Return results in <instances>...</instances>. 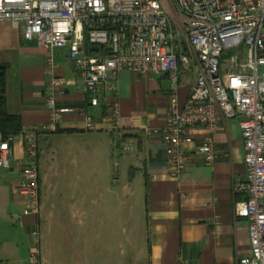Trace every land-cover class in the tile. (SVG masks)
<instances>
[{
	"label": "crops",
	"instance_id": "0c3cea01",
	"mask_svg": "<svg viewBox=\"0 0 264 264\" xmlns=\"http://www.w3.org/2000/svg\"><path fill=\"white\" fill-rule=\"evenodd\" d=\"M0 64L7 66V113L19 117L21 129H38V152L42 140L70 141L72 147L66 153L74 158L75 165L73 185L65 182L66 170L53 173L60 180L53 184L50 167L43 173L39 169L41 213L37 218L24 216L23 199L12 192L25 162L23 142L19 134L14 136L10 168L0 172V264H30L32 233L37 227L41 264H53L49 254L53 251L54 223L61 227L66 209L68 214L82 217L78 234L83 231L90 237L91 207L97 203L98 188L109 194L104 199L109 205L119 191L121 204L125 199L126 205H133L136 196L142 223L140 248L136 249L139 264H236L248 254L247 221L233 215L234 205L243 196L237 186L246 179L235 119L222 120L214 132L205 126L188 129L195 143L210 138L217 157L208 164L189 146L186 170L172 178L160 139L144 131L146 125L158 128L165 124L168 91L162 83L166 77L121 71L112 82L113 88L104 92L97 107H92L67 49L49 50L35 40H25L19 27L4 20L0 21ZM194 73L193 67L179 69L180 104L187 97ZM53 79L61 82L53 93L55 106L67 112L55 129L48 131L44 127L52 113L46 105V88ZM114 104L120 111L116 122L106 120ZM87 118L92 120L93 130L84 128ZM72 186L78 194L65 200L66 190ZM129 259L127 256L126 264Z\"/></svg>",
	"mask_w": 264,
	"mask_h": 264
},
{
	"label": "built area",
	"instance_id": "2783aa9c",
	"mask_svg": "<svg viewBox=\"0 0 264 264\" xmlns=\"http://www.w3.org/2000/svg\"><path fill=\"white\" fill-rule=\"evenodd\" d=\"M21 29L23 39L45 49L65 48L83 82L88 105L112 89L121 71L166 77L168 110L163 127L145 126L157 136L167 157L168 174L177 178L187 168L188 147L204 161L217 157L214 143H195L188 129L217 131L222 120L237 121L246 179L237 186L243 196L235 218L247 221L249 252L236 264H264V0H0V21ZM195 69L183 103L178 100L179 69ZM61 82L47 85L52 113L44 130H54L67 109L57 108L53 93ZM114 104L106 120L116 122ZM84 128L93 130L90 118ZM38 129L22 128L25 162L13 194L23 199L24 216L40 215ZM14 136L0 134V172L10 168ZM30 264H41L40 232Z\"/></svg>",
	"mask_w": 264,
	"mask_h": 264
},
{
	"label": "rangeland",
	"instance_id": "374dc122",
	"mask_svg": "<svg viewBox=\"0 0 264 264\" xmlns=\"http://www.w3.org/2000/svg\"><path fill=\"white\" fill-rule=\"evenodd\" d=\"M70 145L72 147L71 142L63 138L41 141L38 167L41 173L47 171L50 167V172H52L50 182H53V184L60 181L57 174V177L53 176L56 170L59 172L66 170L68 176L65 182H71L72 185L75 182L73 173L74 158L66 153V149L70 148ZM76 160L77 165H79V159ZM73 187L66 190L65 200L71 198V195L73 199L78 194V191L73 190ZM120 192L112 197V204L109 205L108 203L105 204L104 201L109 194L103 188H98L96 191L97 203L95 207H91L93 221L91 222L90 237H85L83 231L78 234V229L82 225L81 216L78 217L74 213L68 214L67 209L64 213L62 212L67 217L60 221L61 227L59 228L54 223L51 236L53 251L49 256L53 264H126L127 256L130 257L128 264H139L141 258L136 256V249L140 248L138 242L142 225L140 206L135 202L136 196L133 197V205H126L125 199L121 204ZM122 193L124 197V191ZM126 218H128V222H126ZM32 237V246H35L36 238L33 235ZM129 238L130 241H133V244L129 241ZM128 244L129 249L127 248Z\"/></svg>",
	"mask_w": 264,
	"mask_h": 264
},
{
	"label": "trees",
	"instance_id": "16d2710c",
	"mask_svg": "<svg viewBox=\"0 0 264 264\" xmlns=\"http://www.w3.org/2000/svg\"><path fill=\"white\" fill-rule=\"evenodd\" d=\"M7 66L0 64V134L3 136H16L20 133L21 123L17 116L9 115L5 106Z\"/></svg>",
	"mask_w": 264,
	"mask_h": 264
},
{
	"label": "water",
	"instance_id": "95a60500",
	"mask_svg": "<svg viewBox=\"0 0 264 264\" xmlns=\"http://www.w3.org/2000/svg\"><path fill=\"white\" fill-rule=\"evenodd\" d=\"M162 85L164 86L165 90L168 91L169 90V83L167 80L163 81Z\"/></svg>",
	"mask_w": 264,
	"mask_h": 264
}]
</instances>
